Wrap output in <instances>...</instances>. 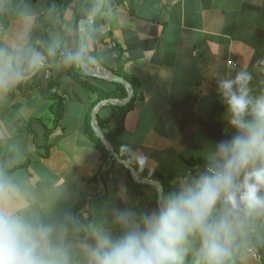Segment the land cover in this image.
Here are the masks:
<instances>
[{
    "label": "crops",
    "instance_id": "obj_1",
    "mask_svg": "<svg viewBox=\"0 0 264 264\" xmlns=\"http://www.w3.org/2000/svg\"><path fill=\"white\" fill-rule=\"evenodd\" d=\"M94 1L0 0V62L15 48L24 60L64 51L52 62L48 96L31 86L38 71L0 94V197H11L29 219L53 226L71 264H86L92 227L117 232L115 209L151 210L157 202L151 186L135 184L93 141L91 111L121 90L76 67L80 30L92 61L87 65L139 83L142 101L126 113L119 143L149 177H185L188 162H205L225 138L214 75L244 67L253 74V92L264 91V65L257 64L264 59V0H104L93 24L81 26ZM41 32L48 48L37 38ZM114 95L109 98L118 99ZM55 100L61 114L52 109ZM117 108L106 104L96 112L103 135L102 124L113 126ZM104 162L112 165L106 187L99 183ZM138 186H148L141 199ZM90 208L98 219L86 227ZM233 264H264V215L246 222Z\"/></svg>",
    "mask_w": 264,
    "mask_h": 264
},
{
    "label": "clouds",
    "instance_id": "obj_2",
    "mask_svg": "<svg viewBox=\"0 0 264 264\" xmlns=\"http://www.w3.org/2000/svg\"><path fill=\"white\" fill-rule=\"evenodd\" d=\"M53 56L62 58L64 51ZM53 56L24 60L15 48L0 62V94L38 70L47 82L41 68L46 61L51 70ZM257 64L264 65V59ZM213 79L225 138L206 154L203 168L188 167L154 208L115 209V234L92 227L84 246L86 264H233L246 222L264 215V91L253 92V74L244 67ZM55 232L19 212L11 197H0V264H71Z\"/></svg>",
    "mask_w": 264,
    "mask_h": 264
},
{
    "label": "trees",
    "instance_id": "obj_3",
    "mask_svg": "<svg viewBox=\"0 0 264 264\" xmlns=\"http://www.w3.org/2000/svg\"><path fill=\"white\" fill-rule=\"evenodd\" d=\"M50 19L51 18L47 19L46 22L49 23ZM37 38L40 39L44 43L46 48H48L49 40H48L46 34L44 35L43 32L37 33ZM57 58H58V56H53V60H56ZM53 60H51L50 62H53ZM122 64L123 63H121V60L118 59L117 65L121 66ZM37 74H38V72H37ZM119 76L131 85L132 91H133L132 99L124 107L117 108V114L114 117L112 127L109 125V122L106 123L105 125L102 124V128L105 130L104 136H105L107 142L110 144V146L118 154L120 159L126 161L129 165H131L134 168V170L141 177L148 178V179H155V180L159 181L162 188H163V193H162V195H163L173 187V181L178 180L181 177H178L177 175H173V174L166 176V177H163V176H159V177L157 176L156 178L152 177V176L149 177L147 174L142 172V169L137 168L136 164L134 163L133 160H131L130 157H127V155H125L123 152H121L122 146L119 143V141H120L119 138H120L121 132L123 130V122H124L125 115L132 108V106L135 105L136 102L142 101V94H141V91L139 88V83L134 77L123 74V72H120ZM31 86H36L37 88L41 89V92L45 96H48L45 93V91H48L49 85L47 82L44 83L43 80L40 78V76L39 77L36 76V78L33 80V83L31 84ZM116 86H117V88H119L121 90L120 95L109 94V95H106V98L112 97L113 95H114V97H116L118 99H124L125 98V96H126L125 92L126 91H124V89H123L124 87L122 85H119V84H116ZM50 98H55V97L50 96ZM52 109L55 110L57 113L60 112V114H61L62 113L61 102L59 100L53 101ZM57 120H59V118ZM92 138H93V141L95 142L97 148L102 153V155L107 156L108 153L106 152V150L104 149L102 144L94 136H92ZM111 164L112 165H115V164L118 165L116 162H112ZM204 164H205V162L203 160H194V161L188 162V167L193 168V167L199 165L200 167L203 168ZM104 165H105L104 172L99 176V183L103 187H106L107 180L110 178L109 175L111 174L112 165L110 166L108 163H105V162H104ZM138 187H140V190L137 189V195L141 199L143 197V192H142L143 188L148 187V186H138ZM113 189L114 190L116 189V186L114 183H113ZM97 217H98V210L94 209V208L93 209L90 208L89 217L86 220V223H84L85 226L87 227L88 225H91V224L94 225L95 222H97V219H98ZM258 253H260V252H258Z\"/></svg>",
    "mask_w": 264,
    "mask_h": 264
},
{
    "label": "water",
    "instance_id": "obj_4",
    "mask_svg": "<svg viewBox=\"0 0 264 264\" xmlns=\"http://www.w3.org/2000/svg\"><path fill=\"white\" fill-rule=\"evenodd\" d=\"M103 2H104V0H95L94 1V6L92 8L91 13L87 16V18L85 20L80 22L81 26H90L91 24H93L94 17L102 8ZM78 39H79V41H78V52L74 58L76 67L80 68L84 72V74H86V75L93 76L97 79L104 80V81H107L110 83L122 85L126 91V96L124 99L108 98V99H104V100L100 101L98 104H96L94 106V108L90 114V124H91L92 131L94 133V136L100 141V143L102 144V146L104 147V149L108 153V158L111 162H116L118 165L122 166L125 170H127L129 172V174L131 175V178L135 184H144V185L151 186L155 190L156 196L158 199L159 196H161L163 193V189H162L161 184L157 180L141 178L136 173V171L134 170V168L131 165H129L126 161L120 159L118 154L110 146V144L105 139L103 133L97 128V126L95 124L96 112L98 111V109H100V107L102 105L109 104V105H112L115 107H123L126 104H128L132 99V93H133L132 87L123 78L115 76L112 73H110L109 71L106 72V69L104 67H101V68L98 67L99 72H97L92 67L87 65L86 62L88 64L90 63L92 65V61L90 60V58H88L86 46H85V40H84V36H83L81 30L79 31Z\"/></svg>",
    "mask_w": 264,
    "mask_h": 264
},
{
    "label": "built area",
    "instance_id": "obj_5",
    "mask_svg": "<svg viewBox=\"0 0 264 264\" xmlns=\"http://www.w3.org/2000/svg\"><path fill=\"white\" fill-rule=\"evenodd\" d=\"M41 74H42V77L45 80H48L50 78V65L46 61H44V66L41 68ZM248 251L250 253H253V256L255 258H258L259 257L258 254L257 253H254V251L252 249H249Z\"/></svg>",
    "mask_w": 264,
    "mask_h": 264
}]
</instances>
